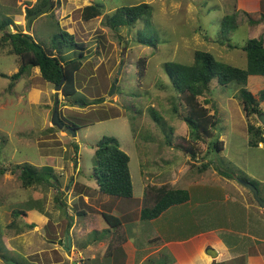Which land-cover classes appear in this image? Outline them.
Instances as JSON below:
<instances>
[{
	"label": "rangeland",
	"instance_id": "obj_1",
	"mask_svg": "<svg viewBox=\"0 0 264 264\" xmlns=\"http://www.w3.org/2000/svg\"><path fill=\"white\" fill-rule=\"evenodd\" d=\"M84 1L86 5L100 4L102 16L84 22L77 11L83 5L75 0H53V10L48 8V12H41L40 19L35 20L38 15L31 19L32 33H28L23 12L28 2L19 1L18 5L15 0H0V20L11 19L17 13L23 17L22 26L17 28L12 22L8 32L28 33L47 47L59 29H65L84 46L77 94L65 98L57 93L58 97L55 86L43 81L37 68L15 82L10 81L8 77L17 71L19 60L9 54L10 45L1 41L0 33V264H32L34 261L55 264L62 259L56 251L49 250V258L47 252H41L51 247L48 230L60 229L52 224L58 216L59 222H64L65 211L77 214L79 199L73 200L74 194L83 188L96 193L92 175L94 146L104 136L114 138L129 157L128 168L136 197L142 185L156 187L180 165L185 175L196 176L194 174H199L197 166L202 163L210 165L206 174H212L215 169L235 177L236 182H254L259 195L263 196L260 182L264 181V145L248 146L246 126L252 124L263 130L264 126L258 116L245 117L237 97L240 86L231 83L222 88L216 78L211 80L209 91L199 101L204 103L205 99H210L214 103L220 121L212 134L214 140L222 142V150L212 151L211 140L206 139L198 143L199 152L190 159L176 149L188 130L183 121V105L163 69L169 61L191 64L196 50L211 53L220 63L245 69L246 57L241 50L244 42L248 38L264 41L261 31L254 29L253 32L254 25L249 31L244 11H253H237L236 0ZM141 3L152 8L151 19L145 26L139 22L132 28L112 30L108 27L107 17L116 8ZM260 8L259 13L264 15V0ZM234 12L238 14L237 28L230 32L228 41H222L218 36L220 20ZM262 22L259 29L264 28ZM137 37L149 39L153 45L139 43ZM74 55L77 56L69 53L71 57ZM140 59H144L141 77L137 65ZM245 88L258 99L260 91H264V77L249 76ZM99 98L102 102H95ZM56 101L64 126L78 124L74 137L64 127L60 130L51 127ZM259 104L264 116V101ZM205 107L212 115L210 105ZM22 163L40 171H52L63 193L59 200L66 203L63 208L60 201L57 203L56 187L20 186L18 171L12 173L11 170ZM92 197L94 195L90 201ZM21 212L25 215H20ZM73 217L79 223L82 221L80 215ZM29 224L38 229L29 228ZM129 227L132 229V224Z\"/></svg>",
	"mask_w": 264,
	"mask_h": 264
},
{
	"label": "trees",
	"instance_id": "obj_2",
	"mask_svg": "<svg viewBox=\"0 0 264 264\" xmlns=\"http://www.w3.org/2000/svg\"><path fill=\"white\" fill-rule=\"evenodd\" d=\"M48 1L50 2L49 10H53V0H36L32 8L24 9L25 18L27 19L30 15L33 19L37 15L40 16L42 14L40 10L46 6ZM6 11L8 10L6 9ZM77 11L80 19L84 22L100 17L103 14L102 6L97 3L86 5ZM151 15L152 8L146 3L122 6L116 8L107 17V25L112 30L117 28H132L139 22H142L145 26V22L150 21ZM237 15L234 12L221 18L218 36H220L222 41H228L230 32L237 28ZM244 15L248 18L249 31L251 32L254 25L253 32L254 29L259 30L264 35V28H258L262 21L264 23V15H261L259 12L244 13ZM11 25V19L7 17L0 20L1 41L7 42L10 45L9 54L16 55L19 60L17 71L8 77L10 81L15 82L21 76L28 74L32 68H37L40 78L52 86H56L61 78L64 77L61 93L65 98L74 97L78 89L76 84L78 72L82 68L83 44L75 40L73 34L68 33L65 29H59L49 45L45 47L35 41L30 34L8 32ZM261 26L264 25L261 24ZM137 40L144 45H153L149 39L144 40L137 37ZM228 47L231 49L235 48ZM241 50L245 53L246 57L245 69L220 63L221 61L214 58L211 53L202 50L194 51L191 64L169 61L163 65L164 74L172 90L177 94L183 105V121L188 130L186 138L179 140L176 149L180 150L183 154L185 153V156L190 159H194L195 155L199 152L197 148L198 143H204L206 139L211 140L210 146L212 151L218 152L222 150V142L218 139L214 140L212 134V130L217 128L220 121L216 116L214 103L210 102V99H205L204 103H200L199 101V98L209 91L211 80L216 78L218 85L222 88L228 87L231 83L240 86L237 97L246 118L263 114L259 103L264 101V91H260L259 97L256 99L245 86L249 76L264 77V41L263 39L248 38L241 47ZM69 53H75L77 56L71 57ZM143 64L144 59L138 60L139 77L142 76ZM1 76L6 77L4 75ZM95 102H102V100L99 98ZM206 104H209L213 110L212 115L209 114V108L205 107ZM173 111H175V108H173ZM153 118L156 120L157 116L154 114ZM76 124H67L64 128L66 130L69 127L75 133L78 129V124ZM246 129L248 146L256 147L259 144L264 145V130L262 127L247 124ZM128 162L129 157L120 150L114 138L104 136L96 142L94 146L92 175L97 186V191L100 194L107 195L112 199H131L132 182ZM209 166L207 163H202L200 167L197 166V171L203 173L209 169ZM15 171H18V180L22 188H30L37 184L56 187L57 203L60 201L61 205H64L63 201L59 200V196L63 193L60 192L56 177L50 169L40 171L31 164L22 163L15 165L11 170L12 173ZM215 171L219 173L217 170ZM219 174L226 178H235ZM242 180L246 181V179ZM248 182L257 188L254 182ZM188 198L189 194L184 189H173L168 185L159 187L147 186L140 200L139 218L141 221L156 219L169 207L183 204L187 202ZM13 215L15 217L18 216L15 212ZM20 215L25 214L21 212ZM102 219L109 226V229L114 231L113 242L115 244L121 243L124 240L123 236L119 235L121 220L107 214H102ZM28 227L32 228L34 226L29 224Z\"/></svg>",
	"mask_w": 264,
	"mask_h": 264
},
{
	"label": "crops",
	"instance_id": "obj_3",
	"mask_svg": "<svg viewBox=\"0 0 264 264\" xmlns=\"http://www.w3.org/2000/svg\"><path fill=\"white\" fill-rule=\"evenodd\" d=\"M15 1L16 4L28 2L24 9L32 8L36 2ZM75 2L86 6L84 0ZM261 2L236 0L237 11L259 12ZM17 15L19 13L12 15L11 22L20 28L23 17ZM36 18L38 20L40 16ZM30 29L32 33L31 22ZM206 171L194 174L196 176L191 173L188 177L180 165L173 175L156 185L184 189L189 198L150 221L139 218L140 200L146 185H142L138 197L132 185L131 199H112L97 190L93 194L83 188L72 196L73 200L79 199L77 214L70 215L65 211L62 223L58 216L52 225L62 229L49 228L47 238L51 247L41 252H47L48 258L50 251L59 253L62 259L55 264H66L65 261L68 264H264V206L260 207L236 179L226 178L215 170L210 175ZM260 184L263 196L257 192L264 203V181ZM63 204L66 203L63 201ZM102 214L121 220L119 235L124 238L121 243L113 242L114 231L104 222ZM76 215L82 216L80 223L74 219ZM66 237L69 247L65 243ZM35 263L38 264L32 262Z\"/></svg>",
	"mask_w": 264,
	"mask_h": 264
},
{
	"label": "water",
	"instance_id": "obj_4",
	"mask_svg": "<svg viewBox=\"0 0 264 264\" xmlns=\"http://www.w3.org/2000/svg\"><path fill=\"white\" fill-rule=\"evenodd\" d=\"M49 6H50V2L48 1V3L46 4V6H44V7L40 10V12H45V11H47L48 8H49ZM31 18H32V16H30V17H28V18L26 19V29H25V30H26V32H28V33H29V31H30L29 22H30V19H31ZM63 81H64V77H62L61 80L59 81V83L54 87V91H55L56 94H57V93L62 94V93H61V85H62ZM258 120L260 121L261 125L264 126V116H263V114H262V115H258ZM50 124H51V127H56L58 130H60V129H62V128L64 127L63 122H62V121L60 120V118H59V113H58V102H57V101L55 102V105H54L53 110H52V116H51ZM66 131H67L68 133H70L72 137L75 136V133L72 132V130H71L69 127L66 128ZM239 182H240V184H241L243 187H245V188L249 191V193L252 195V197H253V199L255 200V202H256L260 207H263V206H264V203H263V201L259 198V196H258V192H257L256 188H255L252 184H250L249 182H244V181H239ZM65 235H66V234H65ZM65 243H66V245H67L68 247L70 246V244H69V239H68L67 237L65 238ZM64 249L67 250L66 247H64ZM6 264H13V263H12V262H6Z\"/></svg>",
	"mask_w": 264,
	"mask_h": 264
},
{
	"label": "clouds",
	"instance_id": "obj_5",
	"mask_svg": "<svg viewBox=\"0 0 264 264\" xmlns=\"http://www.w3.org/2000/svg\"><path fill=\"white\" fill-rule=\"evenodd\" d=\"M49 7H50V6H49ZM32 18H33V17H32ZM32 18H31V19H32ZM31 19H30V20H31ZM29 25H30V22H29ZM25 34H28V33H25ZM61 95H62V94H61ZM58 108H59V107H58ZM58 113H59V112H58ZM59 118H60V117H59Z\"/></svg>",
	"mask_w": 264,
	"mask_h": 264
},
{
	"label": "flooded vegetation",
	"instance_id": "obj_6",
	"mask_svg": "<svg viewBox=\"0 0 264 264\" xmlns=\"http://www.w3.org/2000/svg\"><path fill=\"white\" fill-rule=\"evenodd\" d=\"M65 127V126H64Z\"/></svg>",
	"mask_w": 264,
	"mask_h": 264
}]
</instances>
